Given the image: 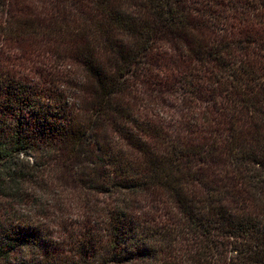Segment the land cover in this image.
I'll use <instances>...</instances> for the list:
<instances>
[{
    "label": "trees",
    "instance_id": "obj_1",
    "mask_svg": "<svg viewBox=\"0 0 264 264\" xmlns=\"http://www.w3.org/2000/svg\"><path fill=\"white\" fill-rule=\"evenodd\" d=\"M0 264H264V0H0Z\"/></svg>",
    "mask_w": 264,
    "mask_h": 264
},
{
    "label": "rangeland",
    "instance_id": "obj_2",
    "mask_svg": "<svg viewBox=\"0 0 264 264\" xmlns=\"http://www.w3.org/2000/svg\"><path fill=\"white\" fill-rule=\"evenodd\" d=\"M76 192V195H78L80 193V188H77V187H74V193ZM102 199L101 198H98L96 201L99 202L101 201ZM72 221H77L79 218L78 217H75L73 216L72 218Z\"/></svg>",
    "mask_w": 264,
    "mask_h": 264
}]
</instances>
